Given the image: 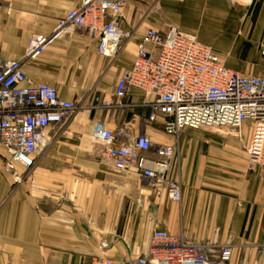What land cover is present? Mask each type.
I'll return each mask as SVG.
<instances>
[{"label": "crops", "instance_id": "1", "mask_svg": "<svg viewBox=\"0 0 264 264\" xmlns=\"http://www.w3.org/2000/svg\"><path fill=\"white\" fill-rule=\"evenodd\" d=\"M79 1L0 0V61H20L34 82L53 85L62 99L76 101L81 111L74 115L90 122L89 127L72 124L52 132L50 143L35 155L20 182L2 170L8 152L0 145V264L134 258L146 251L153 228L213 245L209 264H264V169L247 167L243 134L237 139L214 133L213 128L188 127L176 135L167 133L161 117L148 120L151 98L135 88L127 90L122 107H99L96 99L111 93L131 66L138 37L156 24L141 13L145 0H129L123 7L120 26L133 35L114 58L99 54L97 39L78 27L64 31L35 58H25L28 39L50 34ZM159 1L165 20L205 44L218 42L227 50L221 59L226 66L264 75V68L256 66L264 59L257 64L251 60L253 55L264 58L258 51L264 43L263 0L253 3L259 18L254 44L242 31L254 13L244 18L229 0ZM244 43L248 45L241 59ZM239 65L252 68L247 72ZM96 121L111 129L128 128L134 135L147 134L154 146L173 144L170 177L180 186V200L169 202L164 189L146 185L134 171L114 169L100 156L103 145L91 136ZM226 244L231 254L221 261L220 249Z\"/></svg>", "mask_w": 264, "mask_h": 264}, {"label": "built area", "instance_id": "2", "mask_svg": "<svg viewBox=\"0 0 264 264\" xmlns=\"http://www.w3.org/2000/svg\"><path fill=\"white\" fill-rule=\"evenodd\" d=\"M128 1L80 0L57 20L50 34L28 39L25 58H35L71 27L95 37L99 54L116 57L133 35L131 29L120 26L121 11ZM229 1L250 6L256 0ZM137 40L131 66L111 93L96 99L99 107H122L127 90L135 88L151 98L148 119L161 117L165 131L172 135L186 127H220L240 137L246 122L247 167L264 169V75L226 66L212 46L173 24H166L164 32L147 27ZM259 53L264 57V43ZM79 108L76 101L62 99L55 86L34 82L20 61H0V145L8 152L2 170L20 182L32 168L35 155L50 143L52 132ZM91 136L103 145L101 156L114 169L134 171L146 185L164 189L169 201L180 200V186L170 177L173 144L154 146L147 134L111 129L101 121L94 123ZM207 250L210 247L181 233L153 228L141 255L125 260L95 256L85 264H209ZM230 254L231 246L226 244L220 249V260L227 261Z\"/></svg>", "mask_w": 264, "mask_h": 264}, {"label": "rangeland", "instance_id": "3", "mask_svg": "<svg viewBox=\"0 0 264 264\" xmlns=\"http://www.w3.org/2000/svg\"><path fill=\"white\" fill-rule=\"evenodd\" d=\"M141 3H142V7H141L142 11H141V13H143L144 15H146L148 18H150V17L153 18L156 21V24L152 25L153 27L156 28L157 26H155V25H158V24H160L161 27L166 26V24H171L169 20H165L164 19L165 17L163 15V11H162V8L160 6L161 3H160L159 0H145V1H142ZM233 5H236L234 7H237L239 9H241L244 18H247L249 15H251V14L254 13L253 16H252V19H251V22H250L249 26H247V24H248L247 22H244L242 24V31H243V33H245V36H247V37L250 38V41L249 42L251 44H254L255 43L254 37H255V34H256L257 27H258V19H259L258 18V12H257V10L255 12L253 11V9H254V6L253 5L254 4H252L250 6H246V5H243V4H237L236 3V4H233ZM227 34H228V31L227 32L225 31V36L228 37ZM247 45L248 44L244 43L242 52H240V54H238V58H241L242 59L245 56V52H246V49H247ZM212 46L214 47L215 50L218 51L217 52L219 54L218 57L224 61V58L228 54L227 53L228 51L227 50L224 51V49L220 46V44L218 42H216ZM230 59H232V58H230ZM230 59L228 60L229 63L231 62ZM262 59H264V58L259 57V56L258 57H255L253 55V57H252L251 60H252V62H255L257 64L259 62V60H262ZM234 63L236 65V62H234ZM256 66H261V69L264 68V64L263 63H261V65H256ZM239 68H241L244 71L249 72L251 70L252 66L249 65V66L242 67L241 65H239ZM78 111H81V110H78ZM149 113H150V111H149ZM76 115L77 114H75L71 119H69L62 127H71L72 124L73 125H78L77 127H89L90 122H89L88 119L86 120V119L81 118V117H76ZM149 121H151V120H149ZM107 127H110V126L107 125ZM162 127H163V124H162ZM213 129H214L213 131H217V132H214V133H219L220 135H225V136L232 135V134L227 133V131L224 128L214 127ZM242 134L245 137L244 138V141H242L243 142V148H242V150H244L245 149V144L247 142V136H248V124L246 122L242 126ZM236 138L238 139V137H236ZM102 151H103V146L102 147L100 146V148H99V155L100 156L102 155ZM169 202H171V201H169ZM198 244L200 246H202V247L203 246L204 247H210V250H211V248L213 246V245L202 244V243H198ZM207 252L209 254V251L208 250H207Z\"/></svg>", "mask_w": 264, "mask_h": 264}]
</instances>
